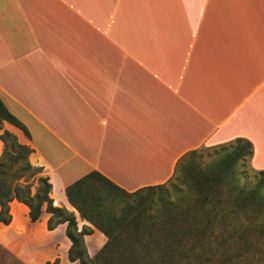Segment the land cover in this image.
I'll return each mask as SVG.
<instances>
[{"label":"crops","instance_id":"1","mask_svg":"<svg viewBox=\"0 0 264 264\" xmlns=\"http://www.w3.org/2000/svg\"><path fill=\"white\" fill-rule=\"evenodd\" d=\"M0 97L28 128L5 124L34 149L56 207L93 228V257L107 238L65 192L90 172L135 192L236 139L264 170V0H0ZM10 209L3 245L23 263L79 264L45 206L35 222L25 204Z\"/></svg>","mask_w":264,"mask_h":264},{"label":"trees","instance_id":"2","mask_svg":"<svg viewBox=\"0 0 264 264\" xmlns=\"http://www.w3.org/2000/svg\"><path fill=\"white\" fill-rule=\"evenodd\" d=\"M5 124L31 137L0 97V223H11L13 201L28 206L33 222L40 219L45 206L51 214L49 230L67 224L71 262L223 264L245 256L264 264V170L251 164V142L236 139L222 144L212 156L206 155L211 147L190 151L180 159L168 183L135 192L124 190L98 171L68 185L65 192L70 205L107 238L91 257L85 236L93 228L79 231L75 212L54 206L49 177L30 161L34 149ZM248 165L255 172L252 184L246 182Z\"/></svg>","mask_w":264,"mask_h":264},{"label":"rangeland","instance_id":"3","mask_svg":"<svg viewBox=\"0 0 264 264\" xmlns=\"http://www.w3.org/2000/svg\"><path fill=\"white\" fill-rule=\"evenodd\" d=\"M221 145L210 146L211 149L208 152H206V155L212 156L214 153L220 151ZM245 170L247 172L246 182H248L249 184H252V182L254 181L255 172L251 169V165H248L247 167H245ZM54 206H57L55 202H54ZM3 235H4V227L0 225V264H25L15 254H13L6 246L3 245ZM255 262L256 260H251L248 257L242 256L239 261L236 258H233L231 261H227L223 264H257L258 263V261L256 263Z\"/></svg>","mask_w":264,"mask_h":264}]
</instances>
